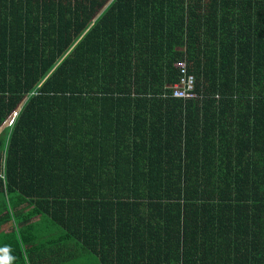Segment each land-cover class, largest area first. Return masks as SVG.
Wrapping results in <instances>:
<instances>
[{
    "label": "trees",
    "instance_id": "1",
    "mask_svg": "<svg viewBox=\"0 0 264 264\" xmlns=\"http://www.w3.org/2000/svg\"><path fill=\"white\" fill-rule=\"evenodd\" d=\"M20 104L0 264H264V0H0Z\"/></svg>",
    "mask_w": 264,
    "mask_h": 264
},
{
    "label": "built area",
    "instance_id": "2",
    "mask_svg": "<svg viewBox=\"0 0 264 264\" xmlns=\"http://www.w3.org/2000/svg\"><path fill=\"white\" fill-rule=\"evenodd\" d=\"M174 68L178 70V82L168 85L167 88L170 89L169 94H162V98H167L168 96L175 99L190 100L198 98V94L195 92V77L192 73H189L185 60H180L174 63ZM12 118L7 122L6 125L12 123ZM4 174L0 172V177L4 178Z\"/></svg>",
    "mask_w": 264,
    "mask_h": 264
},
{
    "label": "clouds",
    "instance_id": "3",
    "mask_svg": "<svg viewBox=\"0 0 264 264\" xmlns=\"http://www.w3.org/2000/svg\"><path fill=\"white\" fill-rule=\"evenodd\" d=\"M20 107H21V104L19 105V107L9 116V118L7 119V121L3 124V126L0 128V132L2 131V129H4L5 127H8V126H11L12 125V123H13V119H12V123H10L9 125H6L7 124V122L10 120V118H12V116H13V118H14V116L17 114V112L19 111V109H20Z\"/></svg>",
    "mask_w": 264,
    "mask_h": 264
},
{
    "label": "rangeland",
    "instance_id": "4",
    "mask_svg": "<svg viewBox=\"0 0 264 264\" xmlns=\"http://www.w3.org/2000/svg\"><path fill=\"white\" fill-rule=\"evenodd\" d=\"M23 101H25V100H23ZM6 131H8V129H7ZM6 131H5V132H6ZM2 229H3L4 231H7V230L10 229V227H9V226H7V227L4 226ZM78 260L81 261V258L79 257L78 259H73L74 264H77Z\"/></svg>",
    "mask_w": 264,
    "mask_h": 264
}]
</instances>
